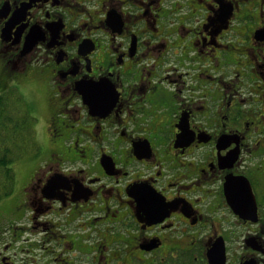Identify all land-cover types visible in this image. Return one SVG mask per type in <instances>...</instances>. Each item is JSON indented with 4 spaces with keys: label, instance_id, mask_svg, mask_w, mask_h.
<instances>
[{
    "label": "flooded vegetation",
    "instance_id": "1",
    "mask_svg": "<svg viewBox=\"0 0 264 264\" xmlns=\"http://www.w3.org/2000/svg\"><path fill=\"white\" fill-rule=\"evenodd\" d=\"M0 86V264H264V0H0Z\"/></svg>",
    "mask_w": 264,
    "mask_h": 264
},
{
    "label": "trees",
    "instance_id": "2",
    "mask_svg": "<svg viewBox=\"0 0 264 264\" xmlns=\"http://www.w3.org/2000/svg\"><path fill=\"white\" fill-rule=\"evenodd\" d=\"M35 123V116L17 89L0 90V199L15 184L13 164L38 147Z\"/></svg>",
    "mask_w": 264,
    "mask_h": 264
},
{
    "label": "rangeland",
    "instance_id": "3",
    "mask_svg": "<svg viewBox=\"0 0 264 264\" xmlns=\"http://www.w3.org/2000/svg\"><path fill=\"white\" fill-rule=\"evenodd\" d=\"M25 91H26V93L24 92V95H25V98H27V99H31V94L29 93V89L27 88V87H25ZM35 95L37 96L38 94H37V92L35 93ZM14 166H15V164H14Z\"/></svg>",
    "mask_w": 264,
    "mask_h": 264
}]
</instances>
